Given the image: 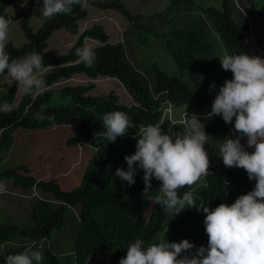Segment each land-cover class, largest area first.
<instances>
[{
	"label": "trees",
	"instance_id": "16d2710c",
	"mask_svg": "<svg viewBox=\"0 0 264 264\" xmlns=\"http://www.w3.org/2000/svg\"><path fill=\"white\" fill-rule=\"evenodd\" d=\"M11 1L0 0V16L8 20ZM245 1L249 14L256 15L264 29V16L254 9L252 0ZM36 2L28 0L18 21L24 43L16 47L9 41L6 51L12 59L23 58L31 52L39 53L45 65L52 68L43 76L47 84L43 93L28 95L23 92L16 104L18 85L12 82L7 91L0 94V104L7 102L12 106V111L0 112V157L19 130L33 135L48 128L72 126L79 119L78 131L67 137L66 145L82 144L92 148L93 152L84 164L80 183L70 189L64 190L65 181L61 179H40L33 169L23 164L0 171V181L6 188L11 185L10 189H17V193L25 197L35 193L31 198L30 224L3 223L0 218V264H5L7 256L33 246V250L42 252V264H85L95 254L106 264H119L126 257L130 243L140 239L146 245L160 237L167 240L170 230L174 233L169 242L187 239L194 245L190 252L182 255H194L197 248H206L205 214L197 210L203 206L212 210L221 203H234L239 196L252 191L256 181L249 180L244 169L228 168L223 162L210 165L206 186L197 185L180 192L183 195L185 191H192L197 208L186 207L174 216L154 203V194L159 192L161 182L153 178L149 193L144 194L143 178L129 186L127 181L116 176V170L127 171L124 157L135 153L143 127L156 125L164 132L183 134L184 123L170 126L162 121L164 105L176 106L187 101L201 110L212 105L225 80L232 79L230 71L211 63L213 43L209 38V26L223 42L226 54L252 56L246 39L245 20L239 18L242 13L237 6L238 0H221L220 7H203L193 0H171L163 10L148 15L132 13L121 0H88L92 8L116 11L135 29L163 40L167 54L177 68L186 73L183 74L187 76L188 91L180 80L176 82L156 64L151 67V72L140 70L128 58L123 42H108L102 25L93 24L79 32V23L88 17L84 7L76 5L70 15L48 18L33 32L29 22ZM182 3L184 11L180 8ZM59 30L77 36L64 54L48 48L49 39ZM85 39L99 43L92 48L95 61L91 67L79 62L75 55L76 49L84 46ZM77 74L88 79L99 76L116 79L133 103H120L112 91L91 96L88 93L94 86L90 83L57 85ZM64 101L67 103L62 104ZM115 111L126 113L133 127L117 137L115 143H110L104 136L103 116ZM234 123V119L229 124L221 116H214L205 124L204 131L220 136L222 140L235 139L239 134L234 130ZM253 151L254 148L249 150L250 153ZM138 175L143 177L144 173L137 167L135 178ZM65 228L69 229L73 239L68 253L59 255L47 244L44 247L42 243L49 241L53 231ZM64 256L66 258L62 259Z\"/></svg>",
	"mask_w": 264,
	"mask_h": 264
},
{
	"label": "clouds",
	"instance_id": "9594fccd",
	"mask_svg": "<svg viewBox=\"0 0 264 264\" xmlns=\"http://www.w3.org/2000/svg\"><path fill=\"white\" fill-rule=\"evenodd\" d=\"M76 5L89 6L88 0H43L42 15L45 18L70 15ZM9 27L10 21L0 16V77L6 73L25 94H41L47 87L43 76L52 66L45 65L43 57L36 52L12 59L6 51ZM75 55L86 67L94 64L95 52L88 45L76 49ZM219 60L222 69L232 73V79L225 80L220 87L208 119L221 116L229 124L235 120L234 130L240 135L223 140L220 157L226 167L244 169L248 179L256 181L255 188L234 203L197 210L205 214L208 243L206 248H197L194 255H182L194 248L187 239L179 243L166 240L146 247L144 241L137 239L128 245L126 257L119 264H264V59L248 54H225ZM10 111L9 103L0 104V112ZM183 123L186 126L183 134L175 135L156 125L143 127L135 153L124 157L127 171L116 170V176L129 186L135 184L137 167L142 170L144 194L149 193L153 178L161 182L154 203L173 216L186 207L197 208L192 191L183 195L180 192L184 188L206 186L210 168L205 125L195 114L189 117L187 112ZM103 127L105 138L115 143L133 125L126 113L115 111L103 116ZM243 137L247 139V147L254 148L253 152L245 150L241 144ZM6 193L5 184L0 182V195ZM33 247L7 256L5 264H42V252Z\"/></svg>",
	"mask_w": 264,
	"mask_h": 264
},
{
	"label": "rangeland",
	"instance_id": "374dc122",
	"mask_svg": "<svg viewBox=\"0 0 264 264\" xmlns=\"http://www.w3.org/2000/svg\"><path fill=\"white\" fill-rule=\"evenodd\" d=\"M121 1L132 13L148 15L152 12H159L163 10L171 0ZM193 1L203 7L208 5L220 7L221 4V0ZM27 2L25 3V0H12L7 10L8 15L10 16L8 42L10 41L16 47L24 43V37L18 21L25 12ZM252 2L254 4V9L264 16V0H252ZM237 6L242 13V16L239 18H244L246 23V39L252 56L264 59V29L260 19L256 15L251 16L249 14V9L245 0H238ZM42 7L43 0H37L33 15L29 22L33 32H35L42 25V23L48 19L43 17ZM180 8L184 11L185 8L183 7V3L180 5ZM86 9L88 17L86 20L79 23V32L92 26L93 24L102 25L104 31L108 35V42H123L128 58L132 60L140 70H143L146 73L151 72V67L153 64H156L168 75L172 76L176 82L180 80L182 82V86L184 88L186 87L185 90L188 91L186 80L187 76H185L186 73L179 70L171 57L167 54L163 40L154 38L144 32H141L140 30L135 29L116 11L103 12L92 8L91 6L86 7ZM187 21L188 17L186 18V22ZM243 25L241 27L244 29ZM76 37L77 36L70 35L63 30H59L49 39L48 48L52 49L57 54H64L71 47ZM209 38L213 43L210 53L211 63L222 67L219 59L226 54L225 48L223 42L220 41L210 26ZM85 45L93 48L98 46L99 43L90 39H85L84 46ZM12 82L11 78L5 73L4 76L0 77V89L7 90L11 86ZM89 83L94 86V88L88 93L91 96L103 95L112 91L119 97L120 103L124 105H130L133 103L132 98L128 95L123 86L116 79L109 77L99 76L96 79H88L83 74H77L71 79L58 83L57 85H88ZM23 92V88L18 86L15 97L16 104L22 97ZM1 93H3V91H0V94ZM55 103L58 104V102ZM66 103L67 101H64L62 104ZM211 110L212 105H208L199 110L187 101L176 106L166 104L163 106L162 121L168 123L170 126L178 122L183 123L184 114L187 112L189 117L195 114L200 119L201 123L205 125L210 121V119H208V114ZM79 124L80 119L72 126L48 128L44 131L36 132L33 135L28 134L23 130L17 131L16 134L13 135L11 145L7 148V150L2 152V156L0 157V171L2 169H8L16 165L23 164L33 169L40 179L47 180L51 178H58L65 181L63 184L64 190L75 187L80 183L84 172V164H86L93 152L92 148L82 144L74 147H67L65 142L67 137L78 131ZM206 135L209 136L205 148L209 155L210 165L223 162L219 153V148L223 143V140L217 135ZM241 144L245 147V150L249 152L251 148L247 147L246 137L241 138ZM43 164L48 165V168H44V171L42 172V170H38V168H41ZM67 174L69 175L68 177ZM142 178L143 177L138 175L135 178V183L137 184ZM8 183H10V181ZM10 188H12L11 185H9V187L7 186V193L0 195V204H3L4 207L3 211L0 212V215L5 212V216L9 219L14 218L18 220L19 218L18 223H21L22 225L30 224V211L27 213L25 203L19 201H28L31 196L19 197V193L18 195L15 194L17 189L13 191ZM159 194V192L155 193L154 198ZM2 220L3 223L8 222L5 219ZM69 232L68 228L60 231H53L49 241L42 244L44 247L47 244L59 255H64L65 253H68L73 246V239L71 237V233ZM173 233L174 232L172 230L169 231V238H171V235L173 236ZM169 238L167 239L168 241ZM162 242H166V239L162 237L156 238V240L147 243L145 247L153 243ZM65 258V256L62 257V259ZM86 264H106V262L95 254Z\"/></svg>",
	"mask_w": 264,
	"mask_h": 264
},
{
	"label": "crops",
	"instance_id": "0c3cea01",
	"mask_svg": "<svg viewBox=\"0 0 264 264\" xmlns=\"http://www.w3.org/2000/svg\"><path fill=\"white\" fill-rule=\"evenodd\" d=\"M48 165H42V167L41 168H38V170L40 169V170H42L43 168H45V169H47L48 167H47ZM18 192V191H17ZM15 193L16 195H18V193ZM34 194L35 193H33L32 195H31V197H30V199H28V201H25V200H21V201H19V202H23V203H25V205H26V209H27V213H29V211L31 210V203H32V197L34 196ZM19 197H22L23 195H18ZM3 204H0V212L1 211H3ZM5 212H3V214L2 215H0V218H2V219H5L6 221H8V222H11V223H14V222H18L19 221V218H18V220L17 219H9V218H7L6 216H5V214H4ZM98 255V254H97ZM99 256V255H98ZM100 257V256H99ZM101 258V257H100ZM90 259H92V256L91 257H89V259L85 262V264L90 260Z\"/></svg>",
	"mask_w": 264,
	"mask_h": 264
}]
</instances>
